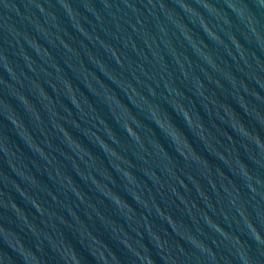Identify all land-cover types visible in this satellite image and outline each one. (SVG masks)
<instances>
[{
    "label": "water",
    "instance_id": "95a60500",
    "mask_svg": "<svg viewBox=\"0 0 264 264\" xmlns=\"http://www.w3.org/2000/svg\"><path fill=\"white\" fill-rule=\"evenodd\" d=\"M0 264H264V0H0Z\"/></svg>",
    "mask_w": 264,
    "mask_h": 264
}]
</instances>
